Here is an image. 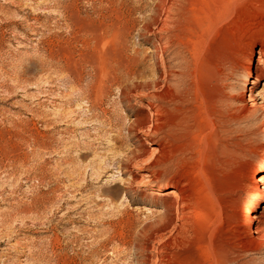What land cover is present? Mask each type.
<instances>
[{
  "label": "rangeland",
  "instance_id": "374dc122",
  "mask_svg": "<svg viewBox=\"0 0 264 264\" xmlns=\"http://www.w3.org/2000/svg\"><path fill=\"white\" fill-rule=\"evenodd\" d=\"M190 2L207 31L194 34L198 80L174 102L173 82L143 99L92 67L100 16L116 50L144 59L133 82L158 79L152 45L165 37L141 32L155 0H0V264H264V239L244 222L250 211L264 228L249 185L264 164V79L242 113L247 54L264 52V0ZM144 106L157 115L148 136L136 126ZM159 188L178 193V218Z\"/></svg>",
  "mask_w": 264,
  "mask_h": 264
},
{
  "label": "bare ground",
  "instance_id": "6f19581e",
  "mask_svg": "<svg viewBox=\"0 0 264 264\" xmlns=\"http://www.w3.org/2000/svg\"><path fill=\"white\" fill-rule=\"evenodd\" d=\"M155 1L156 3L152 9V14L148 17V20L141 22V32L145 34L155 33L158 39L165 37L162 46L155 45L154 43L152 45L155 60L150 67L158 72V79L152 82H133L135 80V75L138 74L142 75V77L144 76L145 71L147 70L145 61L144 59H140L135 52H133L134 54L132 55H126L123 51H119V49L116 50L114 48L113 40V35L115 34L114 30H116L114 27L115 25L113 26L108 20H105L100 16L94 21L90 30L94 40L92 67L94 72L96 71L100 75L107 73L111 76V78H109L118 86L122 95L125 92L128 94L134 92L137 97L143 99H160L162 96L156 91L160 89L170 91L171 86L173 85H171V82H173L174 102H178L187 95L188 89L186 79L188 78L189 80V78H191L195 83L198 80L199 68L197 59H199V49H201V41L204 35H199V37L196 35V37H194V34L198 29L201 30V34L204 32L206 33L207 29L204 28V25L201 24V22L196 23L195 25L192 24L193 20L191 17L193 16L190 15V10L192 11V7L194 6H192L190 0ZM198 39L201 41H198ZM172 43H174V51L171 52L174 56V66L172 67L174 70L168 68L166 63L162 60V56L170 49L169 46ZM182 50L190 52V56H192L194 60H191L192 62H186L183 60L181 58ZM253 52L254 50L247 54L245 65L243 66L245 82L250 85V95L247 100H243L244 105L242 113L249 117L253 114V110L256 108V103L252 96L253 90L258 83L264 79V52L260 50L256 62L253 59ZM250 78L252 79L249 80ZM128 81H132L133 83L129 86L125 85L124 87H121V83H127ZM144 109L150 114V117H148L147 114L142 115V118H139L140 120L136 123V126L139 129V131H136L141 135L148 136L151 132H155L158 127L156 123H151L155 121L157 115L154 109H152V106H144ZM151 144L152 142H150V145ZM262 170H264V164L254 169L252 177L249 180L250 188L255 192L253 194V201H255V203L252 204V209H255L258 203L264 198V175L262 174ZM141 179H149V176L147 174H142ZM155 195L157 197L163 196L170 201H173L176 205V217H179L180 211L178 208L182 201L175 189L169 188L164 190L159 188L156 190ZM173 205L174 204L170 203L166 209V212L169 215L171 208L174 207ZM197 209H191L182 219L187 220L189 216L196 213ZM244 222L249 228L250 236L253 241L258 242L264 239L263 224L262 222L255 220L250 211L246 212Z\"/></svg>",
  "mask_w": 264,
  "mask_h": 264
}]
</instances>
